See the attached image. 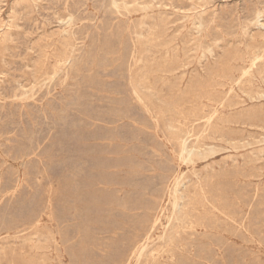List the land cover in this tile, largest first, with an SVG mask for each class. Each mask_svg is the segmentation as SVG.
I'll return each instance as SVG.
<instances>
[{
    "label": "rangeland",
    "instance_id": "rangeland-1",
    "mask_svg": "<svg viewBox=\"0 0 264 264\" xmlns=\"http://www.w3.org/2000/svg\"><path fill=\"white\" fill-rule=\"evenodd\" d=\"M139 1L117 0V13L111 0H0V233L23 229L40 215L42 239L50 231L54 237L36 257L26 247L18 260L10 255L9 243L3 244L8 255L0 256V264H111L128 233L127 228L113 229L111 195L145 197V188L149 194L160 172L173 167L170 127L184 126L191 104L202 101L209 109L225 96L232 108L222 116H237L238 122L224 133L232 130L230 138L240 139L242 147L222 150L214 161L221 165L217 167L229 209L237 219L246 214L248 231L227 226L223 264H264V59L239 81L252 60L264 56V0ZM135 32L143 40L137 48L144 47L154 63L151 68L164 77L165 82L156 85L159 102L153 98L154 107L162 109L160 130L129 95L130 56L141 43ZM65 44L67 50H75L70 78L46 85L37 70L45 58L52 63ZM165 56H169L165 66L152 62L153 57ZM97 161L107 177L117 183L129 181L122 191L117 184L97 180L86 184V179L99 176ZM130 161L140 168L129 170ZM67 181L72 182L70 191ZM83 185L90 188L91 211L81 217L76 207ZM6 189L16 191L3 195ZM137 213L123 217L128 220ZM95 215L99 220L94 222ZM231 252L236 259H230Z\"/></svg>",
    "mask_w": 264,
    "mask_h": 264
},
{
    "label": "bare ground",
    "instance_id": "bare-ground-1",
    "mask_svg": "<svg viewBox=\"0 0 264 264\" xmlns=\"http://www.w3.org/2000/svg\"><path fill=\"white\" fill-rule=\"evenodd\" d=\"M111 1L113 2L112 4L114 6L115 11L117 13H120V7H118V5L116 4L117 0H111ZM129 3H130V0H129ZM132 4H131V6H132ZM136 4H138V2ZM122 5L123 4H121V6ZM164 5H165V3H164ZM133 6H135V5H133ZM126 7H128V6L126 5ZM130 7H129V9H131ZM135 8H136V6H135ZM123 9H125V7H123ZM127 9L128 8H126V10ZM140 9H141V7H140ZM158 10H159V8H158ZM133 12H134V9H133ZM121 20H123V19H121ZM143 20L145 21L146 19H143ZM68 21L71 22L72 17ZM201 23H202V21H201ZM107 26H109V25H107ZM202 26H203V24H202ZM134 27H135V25H134ZM130 29H132V28H130ZM72 30H73V28H72ZM87 33H89V32H87ZM135 34L137 36V39L140 40L141 37H140V39L138 38L139 33L135 32ZM143 35H144V33L142 34V36ZM133 36H135V35H133ZM198 37H199V35H198ZM68 39L70 40V38H68ZM140 41H141V43H139V44L137 43V45L134 46V50H132V52H131V56H130L131 64L129 65L128 70H127V86L129 88V95H130L131 99L140 107V109H142L147 114V116L154 123V126L157 129L159 127V130H160V126H159V119H160L159 114L160 113H159V111H161L162 109H160L158 111V109L154 107L153 98H155L156 100L160 99V94L158 93V91H156V87H157L156 85L159 83H160L159 85H161V83L164 81V77H159L158 74L160 72L158 73L157 71H155L154 69H156V68H154V67H153V69L151 68V65L153 66L154 63L151 64V61L148 60V55L146 54L147 51H145L144 47L143 48L142 47L137 48V46H140V44L143 43L142 42L143 40H140ZM67 42H69V41H67ZM148 43H150V42H148ZM156 43H157V41H156ZM70 46H71V44H70ZM4 47H6V46H4ZM67 48H68V45L65 44V46L62 49V53L55 56L52 63L49 64L47 62V61H49L48 58H45V60L42 62V67L37 70L36 74L38 76L40 75L39 77H42L44 84H46V83L51 84L53 81L59 80L61 78H63V80H62L63 82L67 83L66 80L69 77L68 71L70 68L71 60L73 59V54L75 53L74 48L71 51L67 50ZM261 52H259V53H261ZM162 56H163V54H162ZM256 56H259V55H256ZM154 57H153L154 60L152 62H155L157 60V61L163 62L164 66L166 65L164 63H166L167 60L169 59L168 58L169 56L161 57L160 59L154 58ZM172 58H173V56H172ZM263 59H264V56H262V55L259 56L258 58L253 59L252 64L251 63H250L251 65L249 64L250 67L247 70L245 69L242 72V74L239 78V81H242V79L246 75L250 74L253 67L255 65H257L258 62H261ZM46 62L48 63V65H46ZM158 68H159V66H158ZM70 75H71V73H70ZM182 77H183V75H182ZM191 77H192V75H191ZM199 78H202V77H199ZM260 80H261V78H260ZM236 82H238V81H236ZM35 84H36V82H35ZM178 86H180V85H178ZM232 86H233V84H232ZM146 92H148V93H146ZM114 93H116V92H114ZM240 93H242V91H240ZM235 94H236V91H235ZM157 101H156V103H157ZM201 102L194 103V104L190 105V108H191L190 117L184 116V118L186 120L184 123V126H181V127L171 126V125H170L171 127L169 126L171 131H170V135H169V133H168V135H169L170 141H172V143H173L171 145V149H170V153L172 155L171 158H174V160L172 161L173 167H165L160 172L161 173L160 179L157 180V183L155 184V186L153 185L154 189L148 194V192H147L148 188L147 189L145 188V191H144L145 197H141L140 195H138V196H131V195L128 196L127 195V196H124L122 199H120L118 195H115V196L111 195L112 197L109 198L110 205H112L113 210L116 212V214H114V221L112 219H110L113 221V223H112L113 229L119 230L121 227L128 229V231H127L128 233L120 241L122 243V250H121V252H119L118 251L119 249H115L117 252H119V255L115 256L116 258L114 257L111 260V264H217L219 262L223 264L224 260H225V252H226V249H228L226 247L228 240L226 241V238H225V232H226L227 226L231 225V224H234V226L239 225L244 231H246V232L248 231V228L246 225V217H245L246 214H245V216L244 215L240 216V219L239 218L237 219L235 217L236 215H234L231 212V210L229 209L230 204L225 199L226 196H225L224 186H223L222 179H221V173L218 171V167H217L220 164L216 163L214 161L215 158L217 157V155H219V153L222 150H226L228 148L233 149V150H237L240 147H242V143H241L240 139L234 140V139L230 138V135L233 133L232 130H229V132L224 133V129L229 124L238 122V117L237 116H231V115L224 116V117L222 116V113H224L222 111L230 110L232 108V104H229V97L228 96H225L224 98H222L219 102H217L212 107L210 106L209 109H206V107H204ZM22 103H24V102H22ZM116 103L118 104V103H120V101L119 102L116 101ZM123 103H125V102L123 101ZM130 103H131V101H130ZM162 104H163V102H162ZM172 108H176V110H181V108L177 107V106H174ZM114 109H115V107H114ZM117 110H120V109H117ZM112 113H113V111H112ZM125 113H123V114H125ZM128 114H129V111H128ZM162 114L163 113H161V115ZM185 114H187V112ZM178 116H176V117H178ZM126 118H128V117H126ZM163 118H165V117H163ZM190 118H192V119H190ZM120 119L122 120V118H120ZM113 120H111V121H113ZM111 121H110V123H111ZM114 121H116V120H114ZM117 121L119 122V120H117ZM166 124L168 125V123H166ZM165 131H167V130H165ZM263 131H264V129H263ZM162 133H163V131H162ZM163 136H165V134ZM112 138L113 137H111V139ZM111 139H109V140H111ZM106 140L104 139V141H106ZM98 152H100V151H98ZM105 152H107V151H105ZM94 153H93V155H94ZM156 153H158V155L161 156L160 151H156ZM87 157H89V156H87ZM99 160H100V158H99ZM163 165H164V163H163ZM238 165H240V164H238ZM97 166L100 167V170H98L99 171L98 178L97 179H86V181H85V182H87L86 184L92 185V183L97 180V182L99 184H103V183L104 184H108V183L117 184L120 186V190H121V188H123L125 185H127L129 183V181L126 179L124 181H122L121 183H117V181H115L114 179H111V178L107 177L106 175H104L105 169L103 168V165L100 164V161H97L96 167ZM220 166H219V168H220ZM127 167L130 170V169L140 168V165H137L134 161H130L129 164H127ZM94 168H95V166H94ZM131 175H132V173H131ZM89 185H87V187L85 185L81 186L82 189L78 188L79 200H81V201H80L79 206L76 207V212L79 213L80 216H81V214H86L87 212L91 211V210H88L89 206L91 205L88 202V200H89L88 199V193L90 192ZM66 188H68L69 191H70V189H72V182L71 181H67ZM15 191H16V189H6L3 191V195H13L15 193ZM65 195H66L65 197L67 198V196H69L70 194H69V192H67ZM146 196H147V199H146ZM96 197H97V195H96ZM91 199H93V198H91ZM91 203H92V201H91ZM50 205H51V203H50ZM245 207L249 208L248 203L245 205ZM116 210L121 211L123 213L120 212V214H118V211H116ZM138 210H139V213H137L135 215H130L128 220H126V218L123 217V215H128V213H132V212H135ZM239 210H241V209H239ZM93 220L95 222L99 219L95 215L93 217ZM82 221H83V219H82ZM41 222H42V216L38 215L36 217H32L29 221H27L24 224L23 229L18 230V228H17L16 230H13L12 228H8L5 230L4 234L0 233V256H4V257L6 256L7 252H6L5 248L2 247V245L3 244L6 245L8 243L10 245L8 247H11L9 253H11L10 255H12L13 257L16 255V258L14 257L15 259L18 258L17 256L20 257V255L22 253H24L23 251L26 247H28V248L30 247L29 249H30V251H32L34 253L35 257L37 254H40V253H38L39 251L46 250L49 247V242L54 240V237H53L52 233H50L52 231H50L48 234V237L45 236L44 240L42 239L43 235L40 232ZM4 224L5 223H3L2 225H4ZM17 225H19V224H17ZM5 228H6V226H5ZM240 233H242V231ZM12 234H13V236H12ZM17 240H19L21 242V245H19V247L16 246ZM26 243H28L29 245H27ZM229 243H230V241H229ZM34 251H36V253ZM45 252H44V255H46ZM229 255H231V258H230L231 260L236 259L234 252H231ZM38 256H40V255H38ZM46 256H48V255H46ZM260 256H261V254H260ZM13 257H11L10 260H12ZM25 257H26V255L24 256V258ZM29 257H32V256H29ZM1 258H3V257H0V259ZM21 258H23V257H20V259ZM39 259H40V257H39ZM257 259H258V256H257ZM260 259H261V257H260ZM34 260H35V258H34ZM36 260H37V258H36ZM16 261H15V263H16ZM31 262H32V260H31ZM259 262H260V260H259ZM256 263H258V262H256ZM11 264H12V261H11Z\"/></svg>",
    "mask_w": 264,
    "mask_h": 264
}]
</instances>
